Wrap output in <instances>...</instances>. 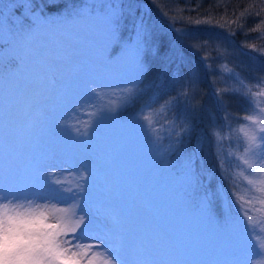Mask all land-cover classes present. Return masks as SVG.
I'll return each instance as SVG.
<instances>
[{
  "label": "rangeland",
  "instance_id": "1",
  "mask_svg": "<svg viewBox=\"0 0 264 264\" xmlns=\"http://www.w3.org/2000/svg\"><path fill=\"white\" fill-rule=\"evenodd\" d=\"M87 1L66 0L65 13L44 14L47 19L38 17L36 22L38 28L33 31L36 37L35 47L25 44V37L19 35L12 45L11 52H14L7 53L8 59L3 60L0 55V188L4 187L6 167L9 166H14L23 173H35L40 167H62L66 160L77 164L87 161L93 170V178L89 181L86 204L91 202L94 206L116 210L120 214L121 231L128 248L125 255L127 264H137L141 260L165 259L191 261L194 264H207L209 261H214L215 264H246L249 256L254 255L259 258L260 253L251 241L244 244L236 243V232L230 228L227 198L225 197L224 201L218 198L216 194L218 188L215 189L213 185L207 187L206 178L201 180V178H188L183 173L173 174L175 168L178 169L176 161L179 154L174 153L172 157L167 158L174 149L165 148L157 130L159 127L155 126L166 120L167 116H171L168 134L175 135L173 132L180 125L178 116L190 118L193 113L199 117V112L201 118L205 119L203 124L207 123L208 133L209 129L216 131L214 123H222L223 120L220 118L223 109L217 106L213 89L234 86L230 84L229 74L223 72L221 66L219 69L214 68L216 76L211 69L205 71L200 59L201 55L207 56L210 65L217 64L212 51L224 52L226 49L223 56L219 55L220 58L223 57L219 64H227L229 68L253 80L258 74L264 72V62L242 53L228 39L210 31L211 28L207 24L201 23L195 26L183 20L182 24L185 25L180 28L175 26L174 22L178 21L175 11L177 8L172 5L175 0H155L156 3L154 0H127L120 16L119 9L115 10L107 5L109 11L113 10L112 17L99 0H93L91 3V5H100L99 11L92 10L97 6L88 8ZM141 5L145 10H150V13L143 17L146 26L151 30L150 38L146 37L148 71L145 75V84L159 79L167 85L162 89L164 94L174 92L180 87L179 83L173 85L167 78V74L169 73L168 76H170L173 71L168 72V69L171 67L175 69L176 65L168 67L166 59L168 51L165 47L169 50L176 45L183 49L190 61L188 67L193 69L199 78L195 91L187 98V102L181 101L180 105L172 111L166 108L161 111L160 105L157 104L152 112L151 135L144 123L137 118L147 115L148 112L147 109L142 108L144 101L139 100L119 114L112 115L105 112L103 117L96 121L90 139L77 138L70 128L59 127L57 122L63 119L69 124L82 126L83 123L92 119L89 113L123 102V94L120 91L105 90L102 97H97L91 91V87L110 89L127 85L135 80L137 66L134 62V49L124 44L129 34H132L133 42H135L136 28L134 29L132 21L135 22V19L140 18L135 9L141 10ZM103 15L107 16L105 24ZM173 17L175 19L170 23ZM115 18L118 20V26L122 24L119 35L112 26ZM19 26V28L23 27L21 30L32 27H26L24 21ZM173 27L186 30L187 35L183 37L185 44L196 41L202 44L206 41L207 44L203 45L199 52L194 53L180 41L172 30ZM205 27L206 30H204ZM200 32H203V36ZM62 33L73 36L75 63L82 68V71L80 75L65 80L62 91L57 93L56 98H62V102L57 104L55 119L40 124L39 145L34 149L25 150L14 161L6 160L4 142L6 106L9 103H15L19 110L23 102L17 98L16 90L6 80V77L17 76L16 72L11 70L4 77L3 69L12 68L14 64H18L17 60H19L20 70L17 74L36 78L44 71V58L54 50L59 53L60 46L56 37ZM2 37L7 36L3 34ZM158 44L165 45L160 49ZM153 46L159 49L155 56L151 51ZM108 54L111 60L108 59ZM61 67L64 71L70 72L72 62ZM201 68L204 75H207L202 87L201 77L197 71ZM248 78L246 80H249ZM233 83L236 84L235 81ZM155 91L156 88L153 87L148 94L151 95ZM224 99L228 105L227 125L239 133L238 128L242 122L239 117L245 113L248 105L238 96L236 98L224 95ZM257 99L261 106H264V97ZM236 100L239 103L235 102ZM86 103L90 104L85 105ZM240 110H243L242 113ZM233 113L241 115L235 117ZM36 115L34 113L33 117L36 118ZM173 121L175 123H172ZM208 133L206 134L208 138L205 134L202 136L201 132L198 133L193 144L194 155L197 144L205 142L203 143L204 152L199 154L201 159L209 158L210 149L213 148V137ZM238 136L235 140L236 147L242 145L240 134ZM167 142L169 145L173 144L169 143V140ZM217 144L216 150L221 158H224L221 152L223 146L221 148ZM228 144L232 148V143L228 141ZM51 153H55L57 157L54 164L48 159ZM229 169L224 173L229 178L228 186H231L232 190L237 188L236 195L243 197L245 203L251 200V204L246 203L244 207L251 209V214L258 224L264 223V203H261L264 200V193L258 191L260 187L258 183L248 184L249 179L256 181L264 179V174L252 173L243 165L242 178L240 176L233 178L234 171H231V167ZM68 179L74 178L68 177ZM188 182L190 184L186 185L188 187L186 189L184 183ZM208 182L212 184L209 179ZM218 183L222 184L223 181ZM205 198H208L209 207ZM222 212L224 218H217L216 214ZM140 244L146 245V253H138Z\"/></svg>",
  "mask_w": 264,
  "mask_h": 264
},
{
  "label": "snow or ice",
  "instance_id": "2",
  "mask_svg": "<svg viewBox=\"0 0 264 264\" xmlns=\"http://www.w3.org/2000/svg\"><path fill=\"white\" fill-rule=\"evenodd\" d=\"M22 4L24 15L31 17L34 27L17 31L10 29V31L13 34H23L24 43L34 48L36 37L32 30L36 26V21L33 19L37 13V10L33 11L36 5L32 0ZM25 9L28 14H25ZM141 10L133 43L135 46L134 62L137 66L135 80L127 85L110 89L92 86L91 91L97 97L101 95L98 90L120 91L123 94V102L89 113L92 119L83 123L82 126L69 124L63 119L57 122L59 127L70 128L77 138L90 139L96 121L102 118L105 112L112 115L119 114L139 100L144 101L142 108L147 109L148 114L137 118L144 123L151 135L153 131L152 112L155 106L159 104L161 111L165 108L172 111L180 105L181 101L187 102V98L195 91L199 78L195 71L188 67L190 61L183 49L176 45L168 50L166 56L168 67L176 65L167 78L173 85L179 83L180 87L174 92L164 94L162 89L167 85L159 79L145 84L148 68L142 62V54L146 50V37L150 38L151 30L146 26L143 16L150 13V10H145L143 5H141ZM123 11L120 4L119 16ZM248 11L245 9L240 15L244 16ZM262 11L264 7L254 14L259 15ZM163 15L166 16L167 13ZM40 16L47 19L41 14ZM174 19V17L171 18L170 23ZM194 23L199 26L201 23L211 22L207 19L204 21L197 19ZM230 23L236 24L237 20L234 19ZM16 24L21 25L22 19L20 18L19 24L16 21ZM219 26L223 27V25ZM260 26H264V19L259 21L254 30H258ZM172 30L180 41L194 53L199 52L200 48L207 44L206 41L203 44L199 41L185 44L183 37L187 35L186 30L174 27ZM56 40L60 46L59 53L54 50L44 58V71L36 78L6 77L12 88L16 90L17 98L23 102L19 110L15 103H9L6 106L4 124L6 160L14 161L25 150L34 149L39 145L40 124L55 119L57 104L62 102V98H56L57 93L62 91L65 80L80 75L82 71V68L75 63L73 36L62 33L56 37ZM242 47H247L250 52H258L264 56V48H257L255 44H245ZM151 51L155 56L159 49L153 46ZM226 51L225 49L220 55L223 56ZM200 59L205 71H209L211 65L208 63L207 56L201 55ZM17 61L19 65L20 61ZM69 62H72V70L64 71L61 66H67ZM221 70L227 72L229 78L238 85V87L213 89L217 106L223 109L221 119L227 126L228 105L224 95L238 96L245 100L248 107L239 117L242 122L238 128L244 155L238 159L250 172L264 174V106H261L257 99L264 97V72L254 77V82L249 83L240 72L229 68L227 64L221 65ZM153 87L156 91L149 95V90ZM87 104L90 103L85 105ZM34 113L37 114L36 118L33 117ZM177 119H180V125L176 128L173 141L176 147L183 142L191 128V121L186 117L178 116ZM208 134L213 137L212 155L216 162L213 171L204 174L211 180L215 172L219 171L223 183L220 184L217 194L223 201L225 197L230 201L228 215L230 216V228L236 232V243L244 244L251 241L258 249L259 257L264 258V223L258 224L251 214V209L244 207V198L237 197L231 188L226 187L229 178L224 175V160L216 150L220 133L209 129ZM203 151V143L197 144L196 153L186 158L195 175L197 161L200 159L199 154ZM56 158V154L51 153L48 159L54 164ZM68 177L74 179H68ZM92 178L93 170L87 161L77 164L66 160L62 167H40L35 173H23L14 166L6 167L5 184L3 188H0V264H127L125 255L128 248L121 231L120 214L116 210L94 206L91 202L86 204L85 198L89 195V181ZM257 183L260 185L258 191L264 193V179L248 180L249 185ZM205 200L209 207L208 198ZM231 202H234V208ZM246 203L251 204V200ZM261 203H264V200ZM137 251L141 254L146 253V245L140 244ZM256 259L254 255L249 256L246 264H254ZM137 264H194V262L165 259L141 260ZM207 264H215V262L209 261Z\"/></svg>",
  "mask_w": 264,
  "mask_h": 264
},
{
  "label": "trees",
  "instance_id": "3",
  "mask_svg": "<svg viewBox=\"0 0 264 264\" xmlns=\"http://www.w3.org/2000/svg\"><path fill=\"white\" fill-rule=\"evenodd\" d=\"M92 1L93 0H88L87 1L88 3L86 4V6L88 8H91V7L93 8L97 6L96 8H93L92 10L96 9L99 11L100 5L99 6L93 5V4L91 5ZM99 1L101 2V5H104L103 8H105V10H108L107 5H110V7H113V5H116V7H113V9L116 10V8L119 9L120 4H121V7L123 8L127 0H99ZM27 2L28 0H0V55L2 56L3 60H5V58L8 57L7 55L14 52V51L11 52L12 45L16 41L14 39H16L17 36L19 35L23 36V34H20V33L13 34L10 31V29L13 31L23 29V27L19 28L20 26L16 24V21L19 24V21L21 18L22 21L26 22V27L27 26L34 27V22L32 21L31 17L24 15V6L22 3L26 4ZM32 2L36 5V8L33 9L34 12L37 10L36 16L33 17V19L36 22L38 20V17H41L40 14L44 16V14L47 15L51 13L55 14V13H61V12L65 13L66 12V0H32ZM142 2H145V1H142ZM159 3H162V2H159ZM172 5H175V7L177 8V10L175 11H176V18L178 19V21L174 22V24L178 28L185 25V24H182L183 20H186L195 25L194 23L195 20L200 19L201 21H204L205 19H207L211 23H203V24H207L208 26H210L211 28L210 31H213L219 36L225 39H228L229 42L233 43L234 46L237 49H239V51H241L242 53L258 61L264 62V56H261L258 52H250V50L247 47H242V45H245V44H255L257 48H264V26H260L258 30H254L256 29V26L259 24V21L261 19H264V11L260 12L259 15L254 14L257 12L258 9L264 7V0H175V2L173 1ZM245 9H248L249 11L246 12L244 16H241L240 15L241 12H244ZM112 11L113 10L109 11L110 17L113 16ZM135 11L137 15L141 17V10L139 8H136ZM25 14H28L27 9H25ZM103 17H104V24H105L107 20V16L103 15ZM143 17H145V15ZM234 19L237 20V23L236 24L230 23V21ZM143 20L145 21V18H143ZM132 23L135 29L137 20L135 19V22L132 21ZM121 25L118 26V20L117 18H115L112 26L115 29V32L118 31L117 35L120 34V31L122 29ZM213 25H217V26H213ZM219 25H223V27H220ZM32 27H30L29 29H31ZM37 28H38V25L35 26L32 32L36 31ZM204 30H206V27L204 28ZM200 33L203 36V32H200ZM3 34L6 35L7 37L3 38L2 37ZM172 34L174 35V33ZM126 39H127L126 40L127 42L125 41L124 45L128 48L134 49L135 46L133 44L134 42H133L132 34H129V36L126 37ZM201 40H203L202 37H201ZM163 45L165 44L159 45L160 46L159 48L162 49L161 46ZM213 49L215 50L216 48L214 47ZM165 50L168 51V47H165ZM147 52L148 50L144 51L142 54V62L146 66L148 65ZM220 53L221 52H218L216 50L212 51V54L214 55L215 60L217 61V64L211 65V71H214V76H216L214 68L219 69V67L221 66L219 62L221 59H223V57L222 58L219 57ZM144 59H146L145 62H144ZM213 65L215 66L213 67ZM4 68H6V66H4ZM172 68L173 67L169 68L168 72H171L173 70ZM11 70H14L16 72V75L19 76L17 72L20 70V64L19 65L14 64L12 68L3 69V76L6 77L8 72ZM197 71H199L198 74H199V77H201L200 84L202 87L205 82L204 78H206L207 75H204L202 68ZM168 75L169 73L167 74V77ZM3 76L1 77L3 78ZM241 76L246 79L248 78L245 74H242V73H241ZM166 79L167 78L165 76V81ZM248 79L250 81L246 80V82H249V83L254 82L252 78H248ZM0 82H1V78H0ZM230 84L231 85L233 84L234 87H238L237 84L233 83V80L230 81ZM235 97L237 98V96ZM235 102L239 103L237 100ZM242 111L243 110H240V113H242ZM174 112H177V111H174ZM198 114H199V117L193 115L192 113L190 118H187L188 120L191 121V128H190L189 133L185 135L183 142L178 147H176L173 144L169 145L167 142L169 140V143H173L174 137H175V135L173 134L171 135V133H170L171 136L168 134L169 129H170L169 120H171V116H167L166 120H163L161 124H156L155 127H159L157 130L159 131V135L162 139V142L164 143L165 148L168 149L170 147L174 149V152L171 151V154L167 155V158L169 156L172 157V154L174 155V153L179 154L178 155L179 158H177V161H176V158L174 159L176 163L178 164V169L175 168V171L173 174L176 175V174L183 173L188 178H201V180L202 178H206L207 179L206 186L208 187L209 185H213L216 189V188H219L220 186L218 181L222 180L220 177L219 171L217 170L215 172V176L211 179L212 184L208 182V176L204 174V173H210L213 171V168L216 162L215 157L212 155L213 148L210 149L209 158L206 159L202 157L201 159L200 157V159L197 161L196 175L192 171L191 166L188 160L186 159L187 157L193 155V152H192L194 148L193 144H195V139L198 133L201 132L202 136L203 134L206 135L208 133L207 123L203 124V121L205 123V119L201 118L200 112ZM233 114L235 117H238L241 115L239 113H233ZM214 125L216 126V131H219L220 133V140L217 145H219L221 148L223 146V149L221 152L223 153V156H224V158L222 157V159L224 160L223 166H224L225 171L230 170L229 167H231L232 168L231 171H234L233 178H237L238 176L242 178L243 164L238 159V157L244 155L243 145L239 147L235 146V143H236L235 140L236 138L239 137L238 136L239 133H237L235 129H232V127H229V125L226 126L224 120L222 121L221 124L217 122V123H214ZM202 128H204L203 131H201ZM167 134H168V137H167ZM206 138H208V136ZM209 140H211V138ZM228 141L232 143V148L229 147ZM200 143H205V142H200ZM187 149H189V151H187ZM201 161H202V164H201ZM227 175L229 174L227 173ZM189 184L190 182H188L187 184L184 183V186L186 189L188 188L186 185H189ZM226 187L231 188V186H228V184L226 185ZM216 190L218 193V189ZM233 191L236 192L237 188L233 189ZM218 198L220 197L218 196ZM226 203L228 205L227 209H229L230 201L228 198L226 199ZM231 203L234 205V202H231ZM244 205H246V203H244ZM216 217L224 218V213L223 212L217 213Z\"/></svg>",
  "mask_w": 264,
  "mask_h": 264
},
{
  "label": "clouds",
  "instance_id": "4",
  "mask_svg": "<svg viewBox=\"0 0 264 264\" xmlns=\"http://www.w3.org/2000/svg\"><path fill=\"white\" fill-rule=\"evenodd\" d=\"M101 95L99 97H102L104 95L105 90H98ZM254 264H264V258H257L256 261H254Z\"/></svg>",
  "mask_w": 264,
  "mask_h": 264
}]
</instances>
